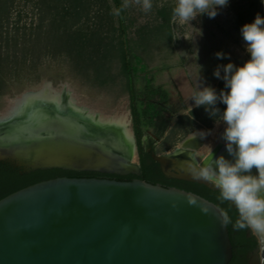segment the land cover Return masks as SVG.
I'll return each mask as SVG.
<instances>
[{"label":"water","instance_id":"1","mask_svg":"<svg viewBox=\"0 0 264 264\" xmlns=\"http://www.w3.org/2000/svg\"><path fill=\"white\" fill-rule=\"evenodd\" d=\"M44 105L0 127V162L25 173L140 175L139 165H129L114 151L121 149L117 138L104 144L97 125ZM133 141L139 156L134 131ZM224 149L220 144L213 155ZM153 158L167 175L166 163L176 161L184 171L171 168L172 177L218 190L192 174V158ZM257 237L264 264V237ZM233 256L223 210L176 187L141 179L60 177L0 200V264H231Z\"/></svg>","mask_w":264,"mask_h":264},{"label":"rangeland","instance_id":"2","mask_svg":"<svg viewBox=\"0 0 264 264\" xmlns=\"http://www.w3.org/2000/svg\"><path fill=\"white\" fill-rule=\"evenodd\" d=\"M174 3L153 0L146 12L127 0L123 33L113 0H0V113L45 82L55 88L67 83L87 105L128 113L134 131L120 62L125 45L136 58L138 102L147 111L144 120L152 123L144 137L152 136L154 154L166 155L188 136L223 124L189 98L199 83L224 88L213 70L229 61L218 60L216 51L230 53L237 65L250 58L240 28L257 13L264 15V5L230 0L213 19L197 16L179 25L172 20ZM88 69L101 77H89Z\"/></svg>","mask_w":264,"mask_h":264},{"label":"clouds","instance_id":"3","mask_svg":"<svg viewBox=\"0 0 264 264\" xmlns=\"http://www.w3.org/2000/svg\"><path fill=\"white\" fill-rule=\"evenodd\" d=\"M135 2L146 12L153 8V0ZM229 3L230 0H175L172 20L184 25L191 24L197 16L213 19ZM260 3L264 5V0ZM127 6L126 0L124 7ZM240 34L250 58L237 65L231 61L230 53L216 51L218 60L229 61L217 64L213 70V76L224 82V88L217 91L209 84L199 83L189 98L193 106H202L211 119L224 124L221 139L233 159L223 154L214 156L208 146L207 154L193 156L195 163L190 171L218 189L220 199L234 205L238 212L234 229H247L264 237V15L257 13L252 22L243 24ZM221 103L226 107H218ZM209 134L210 130H201L195 138L204 139ZM253 167L257 174H252Z\"/></svg>","mask_w":264,"mask_h":264},{"label":"trees","instance_id":"4","mask_svg":"<svg viewBox=\"0 0 264 264\" xmlns=\"http://www.w3.org/2000/svg\"><path fill=\"white\" fill-rule=\"evenodd\" d=\"M113 3L116 9L119 10L118 16L120 19L121 29L123 33H125L126 26L123 1L113 0ZM131 52V49L127 48L124 45V48L121 50L120 62L126 80L127 93L129 94L131 100V110L134 124L133 128L136 137V144L140 155L141 175L120 176L114 174H103L99 172H77L63 169L38 170L31 173H25L21 168L5 161L0 162V200L31 185L60 177L110 179L116 178L119 181H132L133 179H141L151 184H161L164 187H176L188 192H193L215 203L223 210L228 221L231 239L234 240L233 222L238 218V212L236 208L230 203V201L220 199V193L218 190H212L205 185L195 182L167 178L162 173L159 163L153 158V155L146 151L143 145V137L145 135L146 128L152 126V123L151 121L144 120L145 116L147 117V111L143 109L142 104L138 102L136 87L137 63L136 58L132 55ZM99 66H101L100 63L97 64V67ZM95 70L91 71V69H88L85 72L87 73V75H89V77L93 76L94 79H97L101 76L98 75L99 70ZM229 218L232 222H229ZM245 232L246 229L239 230L240 236L244 237ZM233 242L234 244H236L235 241Z\"/></svg>","mask_w":264,"mask_h":264},{"label":"bare ground","instance_id":"5","mask_svg":"<svg viewBox=\"0 0 264 264\" xmlns=\"http://www.w3.org/2000/svg\"><path fill=\"white\" fill-rule=\"evenodd\" d=\"M26 92L28 93L24 97L21 95L15 98L0 113V127L3 126L1 128L5 129L9 125H13L10 122L18 116H23L24 114L27 116L35 106H43L45 104L44 106L52 109L57 114L68 112L73 117L79 116L97 125L104 144H109L110 141L117 138L120 141L121 149H114V151H118L122 159L127 161L129 165H138L139 156L134 145L133 130L131 129L128 113L108 114L105 111L87 105L82 102L76 91L67 83H63L59 88H55L50 82H45L39 89L34 91L28 90ZM65 100H67V104L64 103ZM223 130L224 124H218L204 139H201L199 136L195 138L196 132L185 138L176 149L168 154L179 160H187L188 158H193V156H203L208 153V146H211L212 151H214L220 144L224 145V141L221 139ZM110 150L113 151L112 149ZM221 154L230 160L233 159L225 149ZM166 166V170L169 172L171 168H177L181 172L184 171L176 161L167 162Z\"/></svg>","mask_w":264,"mask_h":264},{"label":"flooded vegetation","instance_id":"6","mask_svg":"<svg viewBox=\"0 0 264 264\" xmlns=\"http://www.w3.org/2000/svg\"><path fill=\"white\" fill-rule=\"evenodd\" d=\"M151 140H153L152 136L146 135L143 138V145L145 144L146 146H144V147H145L146 151L153 155L154 152L151 149L153 141H151ZM138 165L140 166V170H141L140 155H139V164ZM159 166H160L162 173L167 178L176 179V178L171 176L173 174L172 171H170V174L167 175L163 172L160 164H159ZM140 175H141V173H140ZM140 175H136V176H140ZM126 176H129V175H126ZM112 179H116V178H112ZM177 180H179V179H177ZM233 241H235L236 244H234ZM232 243H233L234 256H233V260H232L231 264H263L262 248H261L259 239H258L256 234H254L253 232L246 229L244 237H241L239 230L234 229V240H232Z\"/></svg>","mask_w":264,"mask_h":264}]
</instances>
